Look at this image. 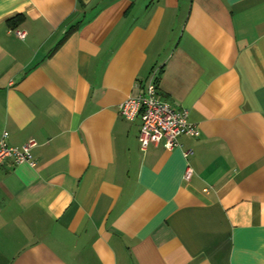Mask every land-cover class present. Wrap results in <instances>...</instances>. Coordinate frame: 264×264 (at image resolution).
Returning <instances> with one entry per match:
<instances>
[{
  "label": "crops",
  "instance_id": "obj_1",
  "mask_svg": "<svg viewBox=\"0 0 264 264\" xmlns=\"http://www.w3.org/2000/svg\"><path fill=\"white\" fill-rule=\"evenodd\" d=\"M151 77L169 151L118 111ZM3 132L0 264H264V0H0Z\"/></svg>",
  "mask_w": 264,
  "mask_h": 264
},
{
  "label": "built area",
  "instance_id": "obj_2",
  "mask_svg": "<svg viewBox=\"0 0 264 264\" xmlns=\"http://www.w3.org/2000/svg\"><path fill=\"white\" fill-rule=\"evenodd\" d=\"M12 35L18 39L25 38L23 30L9 29ZM156 81L151 77L144 92L136 97H127L118 105L119 115L124 119L133 121L140 120L138 129V145L140 149L146 151L151 144H161L163 148L172 150L177 143V137L182 135L196 136L195 127L188 121L187 110L173 107L166 101L159 99L156 93ZM6 133L0 135V164L6 159H10L16 164L28 162L34 166L32 160V146L34 141L25 142L20 147L8 146L6 143ZM190 152L185 153L188 156ZM192 173V168L186 167L182 178L187 180Z\"/></svg>",
  "mask_w": 264,
  "mask_h": 264
},
{
  "label": "trees",
  "instance_id": "obj_3",
  "mask_svg": "<svg viewBox=\"0 0 264 264\" xmlns=\"http://www.w3.org/2000/svg\"><path fill=\"white\" fill-rule=\"evenodd\" d=\"M21 20V16H19L18 15V17H16V18H14V19H12V20H8V22H9V24H10V27L11 28H14V25L16 24V23H19V21ZM15 23V24H14Z\"/></svg>",
  "mask_w": 264,
  "mask_h": 264
}]
</instances>
